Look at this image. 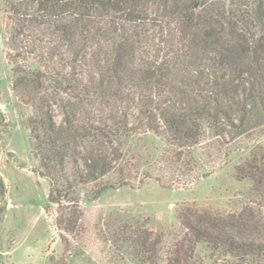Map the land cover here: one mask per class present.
<instances>
[{"label": "trees", "instance_id": "trees-1", "mask_svg": "<svg viewBox=\"0 0 264 264\" xmlns=\"http://www.w3.org/2000/svg\"><path fill=\"white\" fill-rule=\"evenodd\" d=\"M0 1L12 90L31 108L65 247L82 217L68 194L91 184L84 194L96 199L131 184L138 160L126 145L136 133L158 135L189 172L206 137L222 146L248 139L235 177L250 180L252 200L230 212L181 206L165 258L202 264L204 243L211 264H264V0ZM132 240L142 262L157 263L162 233L138 229Z\"/></svg>", "mask_w": 264, "mask_h": 264}, {"label": "rangeland", "instance_id": "rangeland-1", "mask_svg": "<svg viewBox=\"0 0 264 264\" xmlns=\"http://www.w3.org/2000/svg\"><path fill=\"white\" fill-rule=\"evenodd\" d=\"M10 29L0 1V264H154L142 262L133 244L134 232L143 228L163 234L156 264H166V252L181 232V206L230 212L252 200L250 180L235 177L236 164L249 154L248 139L222 146L206 137L193 147L197 166L189 172L166 155L158 135L136 133L126 145L138 160L136 177L96 199H78L80 227L65 247L55 224L56 205L48 202L49 180L39 172L28 126L31 108L12 90ZM56 119H62L59 110ZM196 253L202 264L212 263L204 243Z\"/></svg>", "mask_w": 264, "mask_h": 264}, {"label": "water", "instance_id": "water-1", "mask_svg": "<svg viewBox=\"0 0 264 264\" xmlns=\"http://www.w3.org/2000/svg\"><path fill=\"white\" fill-rule=\"evenodd\" d=\"M70 198L86 199L87 195L83 193H69L67 196V199H70Z\"/></svg>", "mask_w": 264, "mask_h": 264}]
</instances>
